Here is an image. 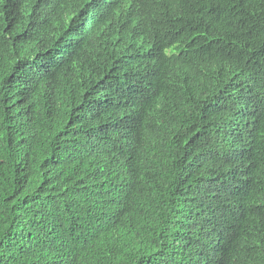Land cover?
Listing matches in <instances>:
<instances>
[{
  "label": "trees",
  "instance_id": "16d2710c",
  "mask_svg": "<svg viewBox=\"0 0 264 264\" xmlns=\"http://www.w3.org/2000/svg\"><path fill=\"white\" fill-rule=\"evenodd\" d=\"M0 264H264V0H0Z\"/></svg>",
  "mask_w": 264,
  "mask_h": 264
}]
</instances>
